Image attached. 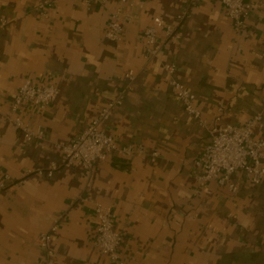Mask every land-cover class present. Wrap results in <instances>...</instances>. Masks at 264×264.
I'll use <instances>...</instances> for the list:
<instances>
[{"label": "crops", "instance_id": "crops-1", "mask_svg": "<svg viewBox=\"0 0 264 264\" xmlns=\"http://www.w3.org/2000/svg\"><path fill=\"white\" fill-rule=\"evenodd\" d=\"M42 1L0 0L8 19L0 28V264H45L38 237L59 216L54 264H115L95 244L97 201L116 214L126 264H264V184L241 172L232 176L236 191L200 184L196 159L210 134L174 98L164 69L175 65L211 125L261 113L255 135L264 139V0H247L241 30L221 0H135L121 43L105 35L119 0H58L45 11ZM157 16L181 36L161 29L149 57L142 34ZM26 80L60 89L46 108L27 104L21 114L32 129L45 127L44 139L27 140L7 117ZM118 98L103 129L146 152L109 151L90 169L66 164L56 143L71 142ZM53 161L59 168L48 176Z\"/></svg>", "mask_w": 264, "mask_h": 264}, {"label": "built area", "instance_id": "built-area-1", "mask_svg": "<svg viewBox=\"0 0 264 264\" xmlns=\"http://www.w3.org/2000/svg\"><path fill=\"white\" fill-rule=\"evenodd\" d=\"M56 1L58 0H43L38 8L45 11L52 7ZM85 1L91 4L97 0ZM101 1L105 2L106 0ZM221 1L226 7L228 17L234 26L238 30L246 28L250 3L247 0ZM135 3V0H119L118 6L112 12V18L105 33L109 40L117 43L123 41L125 28L137 17ZM185 16L186 11H183L178 15V19L180 20ZM7 24V17L0 14V28H5ZM161 29L165 31L167 36L173 38L181 36L176 31L174 25L167 23L160 16L155 17L153 23L144 29L142 34V41L147 48L149 57H155L159 53V49L155 47V42ZM164 69L171 76L170 86L174 98L210 134L209 143L205 146L203 153L196 159L197 165L203 169L199 175L200 184L203 185L208 181L215 180L221 185H226L229 190L236 191V185L232 180V176L237 172L243 173L244 177L253 184H264V162L261 159L264 139L258 138L255 135L256 129L263 126V115L258 113L244 124L219 123L211 125L195 104V94L174 78L175 65L172 63L165 64ZM126 75L130 80H134L137 74L134 70H129ZM59 93V87L54 84L43 83L37 85L30 80H26L16 93L7 117L27 140L44 139L47 137L45 127L39 126L36 129H32L22 118L21 114L24 105L27 104H35L39 108H46L57 99ZM120 102L121 99L118 98L105 105L90 124L71 142L56 143V146L64 152V162L66 164L90 169L95 161H105L109 151H115L123 157L146 152V148L143 145H119L113 136L103 129L102 123L109 119L113 109ZM219 119V117H216L217 121ZM158 154V151L150 152V155L153 157H156ZM58 168L59 163L53 161L45 173L48 176H52ZM40 172L43 173V171ZM9 178V175H6V179ZM6 185V181H2L0 189L5 188ZM95 212L98 218L96 246L115 264H126L118 252L122 235L115 228L116 214L102 201L95 203ZM61 218L62 216H59L55 219L52 226L46 231L41 232L38 237L39 245L47 254L45 264H54V250L51 248V241Z\"/></svg>", "mask_w": 264, "mask_h": 264}]
</instances>
